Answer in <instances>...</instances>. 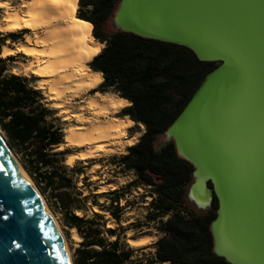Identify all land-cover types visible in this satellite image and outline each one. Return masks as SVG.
Listing matches in <instances>:
<instances>
[{"label":"water","instance_id":"1","mask_svg":"<svg viewBox=\"0 0 264 264\" xmlns=\"http://www.w3.org/2000/svg\"><path fill=\"white\" fill-rule=\"evenodd\" d=\"M111 23L216 64L164 140L193 167L188 201L206 211L216 200L214 255L264 264V0H120ZM0 264H71L53 220L1 142Z\"/></svg>","mask_w":264,"mask_h":264},{"label":"trees","instance_id":"2","mask_svg":"<svg viewBox=\"0 0 264 264\" xmlns=\"http://www.w3.org/2000/svg\"><path fill=\"white\" fill-rule=\"evenodd\" d=\"M119 1L77 0L75 16L88 23L90 35L104 45L87 62L89 69L100 73L103 80L93 92H109L126 100L129 105L119 117L144 127L143 134L127 148L119 164L124 171H132L135 181L149 187L154 195L146 220L158 221L155 230L161 237L154 243L151 262L229 264L212 251L210 222L215 217V198L208 210L195 209L187 199L192 165L178 157L172 141L160 140L216 64L198 61L182 46L117 31L113 26L107 31L105 25L111 21ZM3 72L1 67L0 131L6 143L25 158L27 169L43 192L45 188L62 187L54 184L58 174L51 165L61 155L54 151L63 144L61 129L46 122L49 110L42 105L39 90L20 76ZM50 165L49 172H39L40 167ZM99 217L66 215L67 223L77 229L82 239L74 251L73 264H142L133 259L132 251L119 242L118 236L112 242L102 237V225L94 228L95 218ZM163 217L166 219L162 220Z\"/></svg>","mask_w":264,"mask_h":264},{"label":"bare ground","instance_id":"3","mask_svg":"<svg viewBox=\"0 0 264 264\" xmlns=\"http://www.w3.org/2000/svg\"><path fill=\"white\" fill-rule=\"evenodd\" d=\"M9 1L13 0H0V33L15 34L20 30H28V33L15 47L2 44L0 57L20 54L29 59L27 63H20L22 71L38 78L37 88L44 90V95L53 101V106L67 122L63 131L64 143L58 145V148L65 145L73 151L66 155V165L95 155L124 154L125 146L133 145L140 134L125 137L132 122L117 115L123 106L129 105L126 100L122 101L112 93L92 91L103 80L100 73L89 69L87 62L101 52L104 45L90 35L88 23L76 18L77 0H19L18 8L8 7ZM81 96H85L83 104L71 102ZM0 142L25 175L63 238L39 190L1 135ZM117 185L115 179L103 181V187ZM155 238V233L147 232L128 238L126 242L132 248H139L149 245ZM65 248L69 257L66 244Z\"/></svg>","mask_w":264,"mask_h":264},{"label":"rangeland","instance_id":"4","mask_svg":"<svg viewBox=\"0 0 264 264\" xmlns=\"http://www.w3.org/2000/svg\"><path fill=\"white\" fill-rule=\"evenodd\" d=\"M19 5V0L9 1L8 3V7L11 8H18ZM1 10L2 8H0V14ZM105 29L107 31L112 29L111 21L105 25ZM26 33H28V30H20L15 34L0 33V49L2 44L7 43L9 46L15 47L18 42L24 40L23 37ZM0 60H2L0 68H4L3 74L20 76L27 81L29 86L39 90L43 97L41 103L49 110L46 122H52L61 129L63 140V131L67 127V122L62 119L58 110L53 106V101L44 95V90L37 88L39 87L38 78L29 72H23L21 69L20 63H27L29 59L23 55L15 54L7 58L0 57ZM83 98L85 96H81V98L74 99L71 102L74 105H81L83 104ZM119 114L117 117H119ZM143 132L144 127L137 126L134 123L127 129L125 137L130 138L135 133H139L140 135L137 137L138 141ZM0 135L6 143L1 131ZM160 140L165 142L164 136ZM8 148L39 190L45 205L59 226L69 252L71 264H73L74 251L79 247L82 239L77 229L67 223V214L82 219H92L97 214L100 217L95 218L94 228L102 225L100 229L102 230L103 238L108 242H112L118 236L119 242L126 249L132 251L133 259L140 260L142 264H152L151 260L155 256L154 243L159 239V236L161 237V234H158L155 230L158 226V221L146 220V215L150 210L151 200L154 199V195L151 193L149 187L140 185L135 181L136 176L132 171H124L122 165L119 164L121 156L127 154V145L125 146L124 154L95 155L93 158H88L85 161L75 160L71 166L66 165L65 159L67 154L73 153L72 149L65 145L61 148H55L54 151L61 152V155H58L51 162V165L56 168L58 174L54 179V184L62 187L57 189H55L56 187L45 188L44 192L36 184L32 172L27 169V163L24 162L25 158L21 157V154L15 153L9 146ZM51 165L45 168L40 167L39 172L42 174L49 172ZM68 178L69 182L67 181ZM113 178H119L124 183L114 187H103V181H111ZM41 186H44V184L42 183ZM165 219L166 217L162 218V220ZM147 232L155 233L156 238L149 245L147 244L146 247L132 248L126 242L128 238H134ZM72 233L76 234L75 236L77 237L73 236Z\"/></svg>","mask_w":264,"mask_h":264},{"label":"crops","instance_id":"5","mask_svg":"<svg viewBox=\"0 0 264 264\" xmlns=\"http://www.w3.org/2000/svg\"><path fill=\"white\" fill-rule=\"evenodd\" d=\"M122 101H125L124 99H122ZM125 102H127V101H125ZM126 106H128V105H126ZM126 106H123L122 107V109L123 108H125ZM123 119H127V117H123ZM134 124V122L128 127V129L132 126ZM137 142V141H136ZM135 142V143H136ZM129 146H131V145H128L127 147H129ZM113 179H115V180H118V185H120V184H122V183H124L121 179H119V178H113ZM159 234V233H158ZM159 238H160V236H159ZM158 239V238H157ZM157 241V240H156ZM147 246V244H145V245H143V247H146ZM142 246L141 247H139V248H143Z\"/></svg>","mask_w":264,"mask_h":264},{"label":"snow or ice","instance_id":"6","mask_svg":"<svg viewBox=\"0 0 264 264\" xmlns=\"http://www.w3.org/2000/svg\"><path fill=\"white\" fill-rule=\"evenodd\" d=\"M0 6H2V5H0Z\"/></svg>","mask_w":264,"mask_h":264}]
</instances>
